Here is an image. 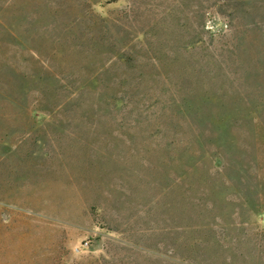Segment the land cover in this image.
I'll use <instances>...</instances> for the list:
<instances>
[{
    "label": "rangeland",
    "instance_id": "rangeland-1",
    "mask_svg": "<svg viewBox=\"0 0 264 264\" xmlns=\"http://www.w3.org/2000/svg\"><path fill=\"white\" fill-rule=\"evenodd\" d=\"M0 264H264V0H0Z\"/></svg>",
    "mask_w": 264,
    "mask_h": 264
}]
</instances>
